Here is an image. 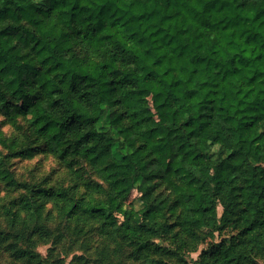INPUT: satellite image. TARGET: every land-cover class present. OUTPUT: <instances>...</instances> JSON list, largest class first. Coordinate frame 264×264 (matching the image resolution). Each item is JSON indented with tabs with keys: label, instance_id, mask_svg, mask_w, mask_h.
Here are the masks:
<instances>
[{
	"label": "trees",
	"instance_id": "trees-1",
	"mask_svg": "<svg viewBox=\"0 0 264 264\" xmlns=\"http://www.w3.org/2000/svg\"><path fill=\"white\" fill-rule=\"evenodd\" d=\"M0 116V181L44 152L70 176L0 198L15 263L52 202L105 264H262L264 0H0Z\"/></svg>",
	"mask_w": 264,
	"mask_h": 264
},
{
	"label": "rangeland",
	"instance_id": "rangeland-1",
	"mask_svg": "<svg viewBox=\"0 0 264 264\" xmlns=\"http://www.w3.org/2000/svg\"><path fill=\"white\" fill-rule=\"evenodd\" d=\"M147 100V114L152 115L156 120L151 95L147 96ZM3 120L4 118L0 116L2 130L7 136L14 137L17 132L10 123H5ZM155 122L157 123V120ZM9 168L13 172V180L0 181V198L7 204L26 196V186L34 188L39 185L62 187L70 184L67 169L49 153H39L30 159L13 158L9 163ZM139 197L140 193L134 190L128 199V204L137 209L141 208ZM48 211L52 213V217L45 221L43 231L33 233L30 237L31 242L27 240L24 242L26 245L24 247L30 246L32 249L28 259H35L36 264H105L100 254L99 242L93 235L84 236L83 232L79 233V226L75 223L63 221L57 211L53 209L52 202L46 205V212ZM5 212L7 213V211ZM219 213H222V207L219 208ZM0 231L14 232L8 219H0ZM228 233L229 231L223 232V235L217 233V239L221 240L228 236ZM87 234H97V232L92 228ZM157 242L169 246L163 239H158ZM203 248L205 245H201L196 252L186 253L185 259L188 261L198 259ZM12 263L17 264L14 262L11 252L0 248V264ZM144 264L152 263L145 262ZM262 264H264V260Z\"/></svg>",
	"mask_w": 264,
	"mask_h": 264
}]
</instances>
